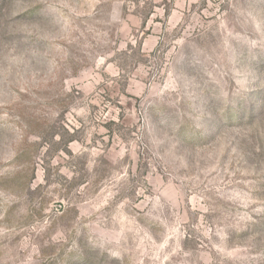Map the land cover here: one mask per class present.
Returning <instances> with one entry per match:
<instances>
[{
  "label": "rangeland",
  "instance_id": "rangeland-1",
  "mask_svg": "<svg viewBox=\"0 0 264 264\" xmlns=\"http://www.w3.org/2000/svg\"><path fill=\"white\" fill-rule=\"evenodd\" d=\"M0 264H264V0H0Z\"/></svg>",
  "mask_w": 264,
  "mask_h": 264
}]
</instances>
